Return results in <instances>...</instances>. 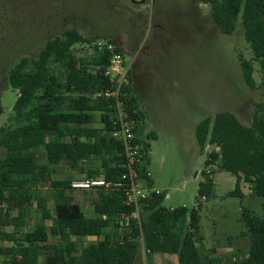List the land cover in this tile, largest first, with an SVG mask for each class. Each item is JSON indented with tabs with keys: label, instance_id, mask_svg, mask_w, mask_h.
Listing matches in <instances>:
<instances>
[{
	"label": "trees",
	"instance_id": "16d2710c",
	"mask_svg": "<svg viewBox=\"0 0 264 264\" xmlns=\"http://www.w3.org/2000/svg\"><path fill=\"white\" fill-rule=\"evenodd\" d=\"M202 1L211 4L214 20L227 34L235 31L241 19L245 39L260 64L264 87V0ZM99 41L115 44V52L122 54L111 39L85 36L69 28L47 38L36 57H21L6 75L9 86L17 92L13 111L18 125L0 128V148L5 150L0 158V241L10 243L0 245V264H135L141 248L149 264H155L153 258L158 253L176 256L177 264H264V213L255 215L248 208L242 213L250 238L246 256L224 263L202 252L200 200L215 196V172L210 169L201 172L200 200L191 210L166 207L162 191L151 192L138 209L126 204L120 179L125 149L112 136L115 99L105 95L116 89L106 74L114 53L98 49ZM79 44L91 45L95 54L78 60L74 46ZM240 60L244 79L254 88L252 62ZM128 76L120 96L134 120L135 141L142 146L138 182L148 189L152 183L146 165L150 140L156 136L149 132L141 137L145 114ZM1 109L0 105V113ZM196 138L202 149L211 147L207 167L217 161L220 170L237 176L236 187L228 195L242 197L243 181L264 198V102L256 104L251 126L233 113L221 111L197 124ZM38 150L45 152L46 164L38 162ZM62 160L72 170L85 173V178L103 177L112 184L108 189L90 190V212L77 200L72 178L53 177L50 166ZM41 186L51 192L53 211L47 196L36 191ZM34 202L41 221L31 226L29 211ZM88 236L96 240L78 247L75 238Z\"/></svg>",
	"mask_w": 264,
	"mask_h": 264
},
{
	"label": "rangeland",
	"instance_id": "374dc122",
	"mask_svg": "<svg viewBox=\"0 0 264 264\" xmlns=\"http://www.w3.org/2000/svg\"><path fill=\"white\" fill-rule=\"evenodd\" d=\"M69 28L85 36L111 39L121 50V64L128 68L127 76L145 114L141 137L150 131L156 136L150 140L148 169L152 188L168 195L163 204L193 209L200 200L201 172L212 170L215 196L200 200L201 250L218 255L221 247L233 244L242 250L239 254L246 253L250 238L242 221L243 208L262 216L264 198L243 181L242 197L228 195L236 187L237 176L220 170L217 161L207 167L211 147L202 149L196 138L197 124L221 111H229L251 126L256 104L264 102L261 67L245 39L241 19L235 31L227 34L214 20L211 4L202 0H0V128L18 125L13 111L17 92L6 80L9 69L21 57H36L47 38ZM95 51L87 44L74 46L78 60L91 58ZM240 57L252 62L254 88L244 79ZM98 120L97 115L99 125ZM4 153L0 148V158ZM38 162L47 163L42 150H38ZM50 168L55 178L86 177L65 160ZM37 188L39 195L47 196L53 211L49 188ZM75 193L90 212L92 191ZM29 215L31 226L41 221L36 202ZM52 222L46 221L48 225ZM75 239L81 247L96 237ZM9 244L0 241L2 246ZM155 259V264H177L176 256L158 253ZM135 264H149L143 248Z\"/></svg>",
	"mask_w": 264,
	"mask_h": 264
},
{
	"label": "built area",
	"instance_id": "2783aa9c",
	"mask_svg": "<svg viewBox=\"0 0 264 264\" xmlns=\"http://www.w3.org/2000/svg\"><path fill=\"white\" fill-rule=\"evenodd\" d=\"M98 49L107 48L114 53L112 65L106 71L111 79L116 84L114 91H108L106 96H112L116 103V118L112 121L113 130L112 136L117 138L124 146L125 161L123 163L124 171L120 179L123 181L122 186L125 194V202L128 205H134L139 208L140 201L147 198L151 192L159 194L161 190L154 188H146L138 182V164L143 158L142 146L135 141L134 120L129 112L124 108V100L120 96V89L123 85L128 68H124L122 54L115 52V44L107 41H99L97 43ZM150 174L147 173V176ZM112 184L106 181L103 177H88L83 179L73 180L71 187L75 190H91L98 187L110 188ZM168 197V195H166Z\"/></svg>",
	"mask_w": 264,
	"mask_h": 264
},
{
	"label": "crops",
	"instance_id": "0c3cea01",
	"mask_svg": "<svg viewBox=\"0 0 264 264\" xmlns=\"http://www.w3.org/2000/svg\"><path fill=\"white\" fill-rule=\"evenodd\" d=\"M138 98V97H137ZM138 103H139V106L141 107V101L139 100L138 98ZM145 120V119H144ZM150 132H153V131H150ZM149 133V132H148ZM151 147V146H150ZM150 152V151H149ZM149 161V160H148ZM146 169H147V173L150 174L149 172V169H148V163L146 165ZM151 175V174H150ZM149 175V178H150V181L152 183V186L154 185V181L151 179V176ZM174 208V207H173ZM236 245V244H235ZM225 253L224 255L220 254V253ZM242 250L238 249L237 246H235L234 248V245L231 244V245H227V246H223L221 247V250L217 253L218 255L214 254V255H211L212 257H215L216 259H220L222 260L224 263H232V262H235V261H238L240 260L243 256H246L247 253H243V255L239 254L241 253ZM228 254V255H226ZM161 255V254H160ZM166 255L167 257H173L174 255H169V254H164ZM224 257H226L227 259L229 258L231 261H225ZM159 258H157L158 260ZM157 260L155 259L154 262L156 263ZM160 262V260H159ZM161 264V263H160Z\"/></svg>",
	"mask_w": 264,
	"mask_h": 264
}]
</instances>
